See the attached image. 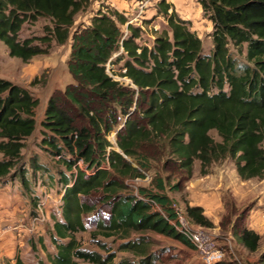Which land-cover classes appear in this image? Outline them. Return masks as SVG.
<instances>
[{"label": "trees", "instance_id": "1", "mask_svg": "<svg viewBox=\"0 0 264 264\" xmlns=\"http://www.w3.org/2000/svg\"><path fill=\"white\" fill-rule=\"evenodd\" d=\"M198 1L213 24L211 55L203 54L201 39L175 11L169 14L165 0L159 6L169 31L157 36L152 48L139 45L140 29L127 26V17L117 11L98 13L90 25L72 31L91 0H0V41L11 57L28 63L47 55L53 41L71 40L67 67L74 83L49 98L41 122L43 148L60 157L66 170L60 172L62 219L49 233L56 248L51 264H115L114 254L83 249L76 237L87 230L84 217L95 211L96 195L110 208L98 230L124 240L120 250L139 258L117 264H155L150 245L143 238L131 240L134 234L154 232L192 246L145 200L174 219L169 191L184 189L196 161L203 176L231 159L243 181L264 179V0ZM40 18L52 25L48 35L21 40L23 26ZM232 47L239 54L245 49V63L238 62ZM121 62L120 76L134 88L109 74L108 65ZM38 106L27 89L0 78V179L19 175L27 185L24 168L12 170L36 131ZM117 129L113 145L108 136ZM154 167L155 190L131 193L128 181L144 180ZM172 167L179 180L170 187L169 177L159 172ZM185 213L204 228L215 227L201 207L186 203ZM233 231L250 252L259 249L255 231L236 224ZM16 264L24 262L19 258Z\"/></svg>", "mask_w": 264, "mask_h": 264}, {"label": "rangeland", "instance_id": "2", "mask_svg": "<svg viewBox=\"0 0 264 264\" xmlns=\"http://www.w3.org/2000/svg\"><path fill=\"white\" fill-rule=\"evenodd\" d=\"M161 1L155 0L154 4L145 8L140 15L136 0H91L87 10L76 16L72 31L83 25H90L98 13L117 11L127 17L128 22L132 23L131 26L140 29L139 45L152 48L155 38L164 31H169L167 17L161 12L159 6ZM165 1L167 4L175 3L177 5H173L169 14L177 9V15L201 39L203 54L211 55L213 52L211 37L213 24L203 13L199 1ZM49 27L52 25L45 18L27 22L22 28L20 39L40 38L48 35ZM126 28L127 26L123 27L125 32H127ZM231 50L239 63L246 62L245 49L243 54H239L233 47ZM70 53L71 40L64 45H58L53 41L47 55L36 56L28 63H24L18 58L11 57L5 44L0 41V78L27 89L39 101L36 110V131L32 137L25 140L22 158L12 170V174H15L24 168L27 185L23 184L19 175L0 179V264H16L19 258L23 260L24 264H51L49 256L53 257L56 254V248L49 233L53 229L54 221L62 219L61 205L65 188L60 181V172H66V170L62 161L43 148L41 122L44 119V109L49 98L57 92H64L70 84L74 83L67 67ZM122 66L123 62L111 65L109 74L124 86L134 88L129 79L120 76L124 72ZM118 130L108 136V140L113 145H116ZM210 135L216 141H220L216 131H211ZM1 159L2 155H0ZM153 165L158 166L156 163ZM38 166L42 168L37 169ZM79 167L86 169L83 162ZM228 167L236 168L231 159L213 165L210 168V173L203 176L200 173V162L196 161L194 176L190 181L192 183L193 180L196 182L205 179L214 172H220V169L227 172ZM75 172L77 171L75 170ZM159 173L162 177H169L170 187L179 180V174L173 167ZM148 175L149 179L135 181L131 185L132 188L129 187L130 192L138 194L141 188L154 191L155 188L152 187L151 182L158 176L157 169L154 167L148 171ZM225 178L230 180L226 174ZM188 182L184 184V189L180 192L169 191L172 201L184 211L185 204L189 202V194L185 188ZM237 188V194L230 189L223 188L221 199L225 209L218 214L220 224L214 228L205 229L227 250L226 259L222 264H264V179L243 181ZM93 201L96 205L95 211L84 217L87 230L76 235L81 247L101 253L103 256L114 254L115 264L124 260L138 263L139 258L132 252L120 250L124 240L115 236L105 237L98 230L101 220L107 221L110 208L106 204L103 205L104 202L99 195H96ZM234 224L241 229L242 227L248 228L249 224L251 230L254 229L253 231L263 235L256 252H250L242 245L239 237L234 234ZM139 238H143L150 245L152 260L155 264H202L196 251L179 240L154 232L134 234L131 240ZM40 239H43V243ZM77 264L91 263L77 260Z\"/></svg>", "mask_w": 264, "mask_h": 264}, {"label": "built area", "instance_id": "3", "mask_svg": "<svg viewBox=\"0 0 264 264\" xmlns=\"http://www.w3.org/2000/svg\"><path fill=\"white\" fill-rule=\"evenodd\" d=\"M154 2L155 0H136L138 14L141 15L143 10L150 5H153ZM130 24L132 23L128 22L127 26ZM109 67L110 66L108 65V71ZM56 159L60 160V157H56ZM146 179H149L148 174H146V178L144 180ZM135 181H140V179H136ZM135 181H128L129 186L131 187ZM145 201L152 204L154 210L162 214L168 223L191 244L202 264H218L226 259L227 250L225 246L220 245L218 241L210 233H208L204 227L194 223L190 218H188L185 211L178 205L173 204L176 217L174 219H170L163 212L162 208L155 202L151 200Z\"/></svg>", "mask_w": 264, "mask_h": 264}, {"label": "crops", "instance_id": "4", "mask_svg": "<svg viewBox=\"0 0 264 264\" xmlns=\"http://www.w3.org/2000/svg\"><path fill=\"white\" fill-rule=\"evenodd\" d=\"M173 5H175V3H172L171 5L172 9H173ZM175 12H178L177 9ZM226 170L227 172H224L221 171L220 169V172L219 171L214 172L205 179L203 178L201 180H197L196 182L195 180H193L194 182L192 181V183L190 181L186 184L185 187L186 191L189 194L188 204L191 205L192 207H201L204 210V215L208 219H210V221H212V223H214L215 226L220 224V218L218 216L219 212L225 209L224 202L221 199V193L224 190L223 188L228 190L230 189L231 191H233V193L237 194L238 191L237 187L243 182V180L239 177L236 168L233 169L231 167H228ZM224 173L230 177V180L225 178ZM247 222L250 224L249 221ZM249 224H248V228H250ZM256 233L260 235L262 241L263 235H261L257 231Z\"/></svg>", "mask_w": 264, "mask_h": 264}]
</instances>
